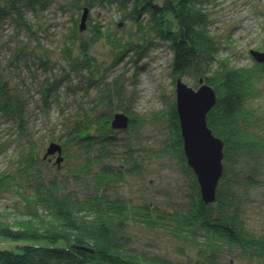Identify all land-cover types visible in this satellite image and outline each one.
Instances as JSON below:
<instances>
[{
	"label": "trees",
	"instance_id": "obj_1",
	"mask_svg": "<svg viewBox=\"0 0 264 264\" xmlns=\"http://www.w3.org/2000/svg\"><path fill=\"white\" fill-rule=\"evenodd\" d=\"M56 1L0 0V31L5 23L13 30L5 50L0 36V118L21 139L11 167L0 170V193L20 195V211L29 218L16 226L0 221V236L10 243L0 246V264H230L224 260L229 253L264 262V233L250 228L246 212L253 189L264 182V109L258 105L264 64L236 67L219 55L207 11L216 0H73L84 11L114 7L116 24L129 29L119 36L97 22L88 37L74 31L59 50L65 66L51 61L32 21ZM19 36L34 37V45ZM100 39L113 50L112 66L132 56L137 63L166 43L174 79L188 75L193 86L203 79L214 88L217 102L207 123L224 142L214 203L203 201L188 165L174 93L150 115L126 103L122 73L107 80L91 52ZM260 47L264 51V39ZM146 63L136 64L138 72ZM52 109L59 115L54 120ZM117 112L127 114L126 128L112 126ZM48 141L62 147L66 165L58 173L47 174L40 163ZM151 162L177 165L186 176L182 207L175 206V192L164 200L125 192ZM135 225L195 246L197 258L174 260L138 248L129 231Z\"/></svg>",
	"mask_w": 264,
	"mask_h": 264
},
{
	"label": "rangeland",
	"instance_id": "obj_2",
	"mask_svg": "<svg viewBox=\"0 0 264 264\" xmlns=\"http://www.w3.org/2000/svg\"><path fill=\"white\" fill-rule=\"evenodd\" d=\"M207 11L210 14L208 24L210 34L214 35L218 41L219 55L230 58L236 67L253 65L256 60L251 56L250 51L252 49L261 51L262 47L260 46L264 39V0H216L208 5ZM83 13L84 10L76 7L73 0H57L49 10L40 15L39 22L36 17H32L34 30L37 32L38 38L41 39V44H44V47L49 51L52 62L58 61L62 65L59 50L66 45L67 39L73 38L72 33L76 30L83 37H88L91 23H104V26L110 28L113 34L119 36H124L128 32L129 28L116 24L120 19L114 7L88 10L86 29L81 31L78 27ZM11 28L7 23L1 26L0 36L1 43H4L3 50L12 45L9 40L13 36ZM21 38L24 41L28 40L29 45H34V37L19 36V39ZM54 42L56 43L54 44ZM91 52L95 56L97 64L102 63L105 68L104 75H108L107 80H111V77L117 73H122L119 81L125 89L123 99L126 103L133 104L140 113L150 115L152 111L158 110L164 105L165 97H171L173 93L174 97L176 96V79H174L170 68L172 53L166 43H159L150 50V55L141 58L137 63L132 56L131 58L125 57V60L116 66H112L113 50L106 40L100 39L91 47ZM145 62H147L145 67L138 72L136 64H145ZM31 70H34L32 66ZM182 79L193 86L188 75L182 76ZM193 87L198 88L197 86ZM35 98L36 101L40 100L39 96ZM258 105L264 109V78L260 83ZM57 116H59L57 110L52 109V120ZM11 126L10 122L6 123L2 117L0 118L1 171L11 167L10 161L20 150L21 139L16 134L17 130L13 131ZM31 129L36 130V127ZM145 129V132L150 133L149 125ZM50 144L51 141H48L44 150L40 151L41 158H43L40 163L47 174L58 173V168L66 165L64 161H61L62 163L57 161L58 153L46 156ZM149 166L150 169L145 177L137 180L132 178L130 186L123 188L125 192H130V195L132 194L137 200L140 198L150 200L157 197L164 200L168 191L175 192L172 195L176 201L175 206L182 207L185 195L181 192L187 188L189 181L186 180V176L180 171V168L169 162L160 164L151 162ZM258 184L260 187L253 189L252 199L246 203V212L250 228L257 233H264V182L261 184L260 181ZM131 187L132 189H130ZM19 196L15 193H3L2 195L0 193V221L16 226L20 221L29 219L27 214L20 211L24 206V200H21ZM129 231L133 235L134 245L149 253L164 255L180 261L197 258L195 246L186 244L159 228L135 225L131 226ZM0 246H10V243L0 236ZM224 257V260L230 264H264L259 259L240 256L236 253H229Z\"/></svg>",
	"mask_w": 264,
	"mask_h": 264
},
{
	"label": "water",
	"instance_id": "obj_3",
	"mask_svg": "<svg viewBox=\"0 0 264 264\" xmlns=\"http://www.w3.org/2000/svg\"><path fill=\"white\" fill-rule=\"evenodd\" d=\"M87 13L86 9L79 25L81 31L86 29ZM251 54L257 62L264 64V51L252 50ZM175 93L188 164L196 175L203 201L206 204L214 203L224 172V142L213 133L207 123V115L217 102L216 92L203 79L200 80V86L195 89L178 77ZM128 123L127 114L117 112L112 126L121 129L126 128ZM56 153L59 154L57 161L61 162L62 147L57 142H51L46 156Z\"/></svg>",
	"mask_w": 264,
	"mask_h": 264
},
{
	"label": "bare ground",
	"instance_id": "obj_4",
	"mask_svg": "<svg viewBox=\"0 0 264 264\" xmlns=\"http://www.w3.org/2000/svg\"><path fill=\"white\" fill-rule=\"evenodd\" d=\"M182 76H185V75H179V76H177V78L178 77H180L181 79H182ZM177 78H176V80H177ZM183 80V79H182ZM189 85V84H188ZM175 86H176V81H175ZM113 121V120H112ZM112 124V123H111ZM121 129H123V128H121ZM189 165V164H188Z\"/></svg>",
	"mask_w": 264,
	"mask_h": 264
},
{
	"label": "built area",
	"instance_id": "obj_5",
	"mask_svg": "<svg viewBox=\"0 0 264 264\" xmlns=\"http://www.w3.org/2000/svg\"><path fill=\"white\" fill-rule=\"evenodd\" d=\"M252 50H253V49H252ZM252 50H251V51H252ZM251 51H250V54H251ZM251 56H252V54H251Z\"/></svg>",
	"mask_w": 264,
	"mask_h": 264
}]
</instances>
